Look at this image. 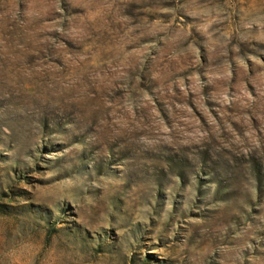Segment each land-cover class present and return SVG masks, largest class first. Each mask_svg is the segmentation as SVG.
Masks as SVG:
<instances>
[{
  "label": "rangeland",
  "instance_id": "374dc122",
  "mask_svg": "<svg viewBox=\"0 0 264 264\" xmlns=\"http://www.w3.org/2000/svg\"><path fill=\"white\" fill-rule=\"evenodd\" d=\"M263 164L264 0H0V264H264Z\"/></svg>",
  "mask_w": 264,
  "mask_h": 264
},
{
  "label": "trees",
  "instance_id": "16d2710c",
  "mask_svg": "<svg viewBox=\"0 0 264 264\" xmlns=\"http://www.w3.org/2000/svg\"><path fill=\"white\" fill-rule=\"evenodd\" d=\"M251 168H252L251 170H252L253 174L255 175L256 180L260 181L261 171L258 168V163L253 162V164L251 165ZM263 168H264V164H263Z\"/></svg>",
  "mask_w": 264,
  "mask_h": 264
}]
</instances>
